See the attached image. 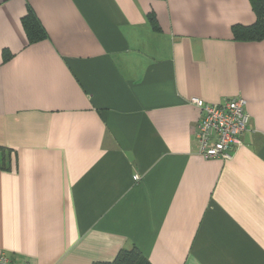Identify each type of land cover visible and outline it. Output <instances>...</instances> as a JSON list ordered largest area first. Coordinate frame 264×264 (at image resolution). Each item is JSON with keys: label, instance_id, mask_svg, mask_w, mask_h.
<instances>
[{"label": "crops", "instance_id": "obj_1", "mask_svg": "<svg viewBox=\"0 0 264 264\" xmlns=\"http://www.w3.org/2000/svg\"><path fill=\"white\" fill-rule=\"evenodd\" d=\"M254 21L250 0H0V252L264 264V38L232 30ZM192 97L245 100L229 159L199 154Z\"/></svg>", "mask_w": 264, "mask_h": 264}, {"label": "built area", "instance_id": "obj_2", "mask_svg": "<svg viewBox=\"0 0 264 264\" xmlns=\"http://www.w3.org/2000/svg\"><path fill=\"white\" fill-rule=\"evenodd\" d=\"M190 103L201 110L194 129L199 154L206 159H229L232 150L240 144V134L247 126L249 116L245 110V100L234 97L218 103H207L192 97ZM133 179L137 180L138 176L134 175ZM0 264L16 263L0 252Z\"/></svg>", "mask_w": 264, "mask_h": 264}, {"label": "trees", "instance_id": "obj_3", "mask_svg": "<svg viewBox=\"0 0 264 264\" xmlns=\"http://www.w3.org/2000/svg\"><path fill=\"white\" fill-rule=\"evenodd\" d=\"M255 14V21L250 25L234 24L232 26L233 35L237 39L259 40L264 38V0H250ZM28 42L42 40L46 32L31 8L22 17ZM7 57V53L4 52ZM93 264H149L147 259L140 253L136 246L122 248L110 261H96Z\"/></svg>", "mask_w": 264, "mask_h": 264}]
</instances>
